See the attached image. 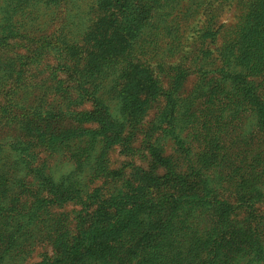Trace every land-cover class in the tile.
<instances>
[{"label":"rangeland","instance_id":"obj_1","mask_svg":"<svg viewBox=\"0 0 264 264\" xmlns=\"http://www.w3.org/2000/svg\"><path fill=\"white\" fill-rule=\"evenodd\" d=\"M262 34L264 0H0V264H45L62 230L77 233L95 209L98 188L122 192L131 172L153 164L162 173L148 155L151 138L161 137L173 164L177 144L163 132L166 122L175 117L181 136L193 140L201 131L187 110L210 91L205 81L229 60L231 42H262ZM252 48L243 51L262 59L264 48ZM128 87L139 97L134 118L143 120L136 134L113 110ZM99 104L129 130L125 146L110 130L97 142L91 136L99 125L88 112L99 116ZM108 150L105 166L93 167ZM258 182L259 196L236 200L231 217L245 226L252 225L246 210L261 217L256 245L240 246L252 249L255 264L264 259V179ZM61 183L82 192H62Z\"/></svg>","mask_w":264,"mask_h":264},{"label":"trees","instance_id":"obj_2","mask_svg":"<svg viewBox=\"0 0 264 264\" xmlns=\"http://www.w3.org/2000/svg\"><path fill=\"white\" fill-rule=\"evenodd\" d=\"M238 42L243 45L239 47ZM259 46L264 48V36L262 42H250L248 36L231 42V49L224 52L229 60L205 81L210 91L198 106L187 110L186 119L195 118L201 132L186 141L181 136L184 132L176 128L175 117L168 120L163 132L174 138L177 160L167 165L172 155L164 154L163 142H158L161 137L151 138L148 155L158 159L163 172H157L153 164L150 171L131 172L122 192L103 193L98 188L90 203L95 209L79 223L77 233L62 230L54 244L56 251L43 260L45 264H96L95 259L101 264H255L252 249L240 246L256 245L260 238L255 223L261 217L257 219L256 210H246L251 214L250 226L235 225L231 217L233 203L251 202L259 196L258 181L264 179V52L261 59L243 51ZM234 68H245L247 74L238 76L244 73ZM249 75L259 77L258 81L248 79ZM133 96L126 88L121 95L124 104H116L113 110L123 113L118 118L131 124L136 134L143 120L134 118L139 115V97ZM175 100L173 112L178 114L179 101ZM99 109V116L95 110L88 112L99 125L91 135L95 142L110 130L121 137L116 143L125 146L129 130L123 131L112 114L110 118L103 115L109 110L103 104ZM48 115L44 112L43 118ZM133 135L127 141H134ZM108 154L105 151L93 167L103 168ZM59 185L62 192H82L76 183ZM207 216H212L211 221ZM257 260L256 264H264V259Z\"/></svg>","mask_w":264,"mask_h":264}]
</instances>
